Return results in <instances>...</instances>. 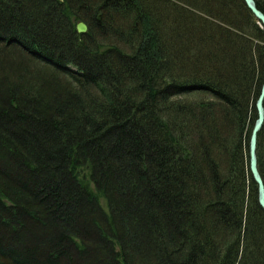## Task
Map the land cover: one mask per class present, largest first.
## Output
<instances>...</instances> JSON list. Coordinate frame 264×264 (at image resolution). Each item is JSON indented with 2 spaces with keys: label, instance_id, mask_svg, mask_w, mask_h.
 <instances>
[{
  "label": "trees",
  "instance_id": "trees-1",
  "mask_svg": "<svg viewBox=\"0 0 264 264\" xmlns=\"http://www.w3.org/2000/svg\"><path fill=\"white\" fill-rule=\"evenodd\" d=\"M46 1L0 0V264H264L244 1ZM55 15L76 50L32 32Z\"/></svg>",
  "mask_w": 264,
  "mask_h": 264
},
{
  "label": "water",
  "instance_id": "water-1",
  "mask_svg": "<svg viewBox=\"0 0 264 264\" xmlns=\"http://www.w3.org/2000/svg\"><path fill=\"white\" fill-rule=\"evenodd\" d=\"M249 11L252 13L255 19H257L260 22V25L264 29V15L258 11L255 7V4L253 0H243ZM86 26L83 23H78L76 25V32L78 34H85L86 33ZM263 102H264V80L263 84L261 86L258 99L255 104V110H256V120L253 125V129L250 134V140H249V173L256 184L257 187V194H258V204L264 211V186L262 179L260 177V174L258 172L257 168V159H256V139L257 135L260 132L263 121H264V108H263Z\"/></svg>",
  "mask_w": 264,
  "mask_h": 264
},
{
  "label": "rangeland",
  "instance_id": "rangeland-1",
  "mask_svg": "<svg viewBox=\"0 0 264 264\" xmlns=\"http://www.w3.org/2000/svg\"><path fill=\"white\" fill-rule=\"evenodd\" d=\"M28 1V2H27ZM19 2L22 4V10H20V12H18V19H34V18H36V19H40V18H42V15H44V14H47V6H48V1H46L45 0V3H42V5H44L42 8V11L41 12H38L37 11V9L36 8H33V6H30V4H32V3H39L40 4V0H19ZM46 2H47V4H46ZM30 6V7H29ZM247 7V6H246ZM252 14V13H251ZM51 19H53L50 23H47V26L46 25H43V23H40V24H38V26L36 27H34V25H33V29H32V32H39V31H43V30H47V31H50L51 32V34H52V37L51 38H55L56 39V41H58L59 42V45H60V47H59V49H61V48H63L64 50L65 49H67L69 46H70V43H69V39H70V37L66 34V33H64V30H63V27H62V24H63V19L61 18V17H57L56 15L53 17L52 16V18ZM87 19L88 20H90L91 21V18L88 16L87 17ZM35 22L37 23V21L35 20ZM83 24H84V22H82ZM85 26H86V28H87V25L86 24H84ZM261 26V25H260ZM46 27V28H45ZM261 28H262V26H261ZM75 31H76V27H75ZM86 32H87V30H86ZM48 34V33H47ZM76 34L77 35H84V34H78L77 32H76ZM86 34V33H85ZM77 42V41H76ZM76 42H74L73 43V46H70L68 49L70 50V49H75V48H77V47H75V46H77L78 44L76 43ZM15 44L16 43V41H14V40H9L8 42H7V44ZM75 43L77 44V45H75ZM85 46H87V42L85 43H83ZM16 45V44H15ZM63 46V47H62ZM76 50V49H75ZM66 53H68L67 52V50L65 51ZM29 57V56H28ZM30 58V57H29ZM0 72H1V75H0V80H2V78L4 77V72H3V70L0 68ZM3 80H5L6 81V79H5V77L3 78ZM4 82V81H3ZM19 83V82H18ZM58 83H60V82H58ZM52 86H54V88L56 87V85L55 84H52ZM256 117H257V115H256ZM264 122V121H263ZM263 126V125H262ZM252 129H253V127H252ZM252 131V130H251ZM249 152V151H248ZM135 245V243H133V244H131L130 246H134ZM129 249L130 248H128V251H129ZM133 257V256H132ZM131 257V258H132ZM134 259V257L132 258V260Z\"/></svg>",
  "mask_w": 264,
  "mask_h": 264
},
{
  "label": "bare ground",
  "instance_id": "bare-ground-1",
  "mask_svg": "<svg viewBox=\"0 0 264 264\" xmlns=\"http://www.w3.org/2000/svg\"><path fill=\"white\" fill-rule=\"evenodd\" d=\"M264 123V122H263ZM261 177V176H260Z\"/></svg>",
  "mask_w": 264,
  "mask_h": 264
}]
</instances>
